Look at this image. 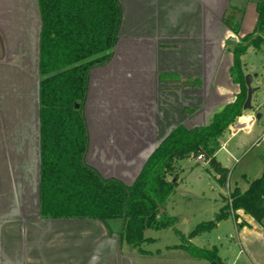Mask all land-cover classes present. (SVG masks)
Listing matches in <instances>:
<instances>
[{"label": "crops", "instance_id": "obj_1", "mask_svg": "<svg viewBox=\"0 0 264 264\" xmlns=\"http://www.w3.org/2000/svg\"><path fill=\"white\" fill-rule=\"evenodd\" d=\"M119 2L118 42L110 59L89 74L85 161L104 179L132 186L178 127L206 126L223 105L235 101L240 86L231 74L234 50L250 34L240 35L244 14L236 0ZM41 25L38 0H0V109L7 115V120L0 117V264H211L176 249L181 241L159 247L155 238L145 237L153 241L135 248L122 241L120 220L107 227L100 221L41 215ZM251 48L241 57L245 77L244 57ZM251 76L253 109L237 120L234 132L228 131L255 133L244 152L264 141V74ZM218 153L215 149L222 165ZM259 157L263 173L264 157ZM229 177L222 196L228 200ZM244 178L234 181L243 192L250 182ZM224 205L222 200L219 210ZM205 235L220 242L221 247L209 242L206 248H216L222 264H264V220L259 224L242 211L232 212Z\"/></svg>", "mask_w": 264, "mask_h": 264}, {"label": "trees", "instance_id": "obj_2", "mask_svg": "<svg viewBox=\"0 0 264 264\" xmlns=\"http://www.w3.org/2000/svg\"><path fill=\"white\" fill-rule=\"evenodd\" d=\"M40 32V203L41 215L50 219H87L123 222L121 239L135 248L153 240L145 230L174 229L181 244L176 247L193 257L222 264L216 248H201L192 240L212 232L231 213L242 211L257 223L264 220V171L248 182L246 191L230 189L229 200L215 217L199 224L189 234L175 228L177 219L165 206L174 195L179 161L197 160L202 155L222 187L229 171L215 157L212 142L222 138L244 115L247 86L241 57L249 47L260 51L264 39V0L258 3V22L234 50L231 74L241 86L236 100L218 110L209 125L198 131L177 128L152 153L132 186L116 179H104L90 167L85 156L89 136L83 113L90 71L104 65L119 38L122 11L119 0H38ZM78 104L79 109L75 108ZM163 210V211H162Z\"/></svg>", "mask_w": 264, "mask_h": 264}, {"label": "rangeland", "instance_id": "obj_3", "mask_svg": "<svg viewBox=\"0 0 264 264\" xmlns=\"http://www.w3.org/2000/svg\"><path fill=\"white\" fill-rule=\"evenodd\" d=\"M249 1L252 2L250 3ZM257 1L258 0H246V1L241 0L237 2L236 0V2L239 3L238 5L244 14L242 17V29L240 31L241 36L251 34L255 26L257 25L258 13L256 14L255 11V3H257ZM261 1L262 0H259V2ZM255 14H256V20L254 22ZM250 18H251V24H253L251 26L249 24ZM258 36L264 39V28L263 31L258 33ZM261 49L264 50V45L262 46ZM244 64H245L244 68L246 69L245 70L246 76L251 75V73L254 71H257V73L264 74V52H257L255 49L251 48L244 57ZM44 78L45 77L41 75L40 82ZM238 85L240 86V84ZM240 93H241V86H240ZM238 95H236V98ZM39 105H40V100H39ZM226 105H223L222 108ZM247 112L248 111L244 113ZM0 117L2 121L4 119L7 120V115H5V113L1 109H0ZM210 123H208L207 125H209ZM236 123L237 121L229 128V130L232 129L231 133L234 132ZM206 126H201V127H206ZM198 129L195 128L191 130L198 131ZM4 130L6 131L7 129L4 127ZM254 134H255L254 132H251V134L248 135L246 130L240 131L237 135H232L228 133V135H226L221 142H217V143L213 142V146L216 149V152H219L218 155L220 158V162L223 163L222 165L224 166V168L226 167V165L228 168L231 166L228 169L229 175L230 177H232L231 186H234V181L236 177H239L240 180H244L245 179L244 177H247L248 180L252 182L258 179L262 174L261 169L263 168L261 167L263 165L262 164L263 162L261 160L262 158H260L259 156L264 157V152H263L264 141L258 147L255 148L251 147L249 150L244 152L247 149V146L245 147L247 143V139L250 140L254 136ZM2 136H3V127L0 132V137L2 138ZM3 140L1 139L2 142L1 145H4L3 143L7 144V142H4ZM224 145H225V149L222 150L221 146ZM2 153L4 154L6 152H2ZM233 159H238V161L236 163H233ZM176 168H178L180 172L178 184L174 195L171 197V199L165 206L166 209L165 211L169 216L175 217L177 219V223L175 225L176 229H178L184 234H189L199 224L211 221L215 217V215L219 212V207L222 202V196H226L227 194V189L225 187H222L218 183L215 177L216 174L209 167V163L205 161V159H203L202 161L195 159H185L179 161L177 163ZM3 191L4 190H2V195H3ZM226 231L227 230L222 231V233H226ZM222 233H220V236H222ZM229 235H231V239H229V242L235 244L234 240L232 239L233 237L235 238L234 234H229ZM144 236L155 238L159 243L158 245H160L159 247L171 246L176 242L180 241L174 229L171 228H167L165 230H160V231L147 229L145 230ZM208 236L209 235L204 236V234H202L199 237L194 238L192 240L193 244H195L198 247L204 248V247H208V245H210L209 242H211V245L216 244L218 247H221L220 242H217L216 238L213 239L211 238V240H209ZM222 244L224 245V247H226L225 242H222ZM224 250L225 249L222 250V253ZM241 259L242 258L240 257L239 260Z\"/></svg>", "mask_w": 264, "mask_h": 264}, {"label": "water", "instance_id": "obj_4", "mask_svg": "<svg viewBox=\"0 0 264 264\" xmlns=\"http://www.w3.org/2000/svg\"><path fill=\"white\" fill-rule=\"evenodd\" d=\"M252 81H253V77L251 75L246 76L245 77V84L247 86V99L246 102L244 104V111H252V98H253V94L255 93L256 89L252 87ZM79 105L76 104L75 108L79 109ZM211 264H218L216 262H213Z\"/></svg>", "mask_w": 264, "mask_h": 264}, {"label": "built area", "instance_id": "obj_5", "mask_svg": "<svg viewBox=\"0 0 264 264\" xmlns=\"http://www.w3.org/2000/svg\"><path fill=\"white\" fill-rule=\"evenodd\" d=\"M203 159H204V157L202 155H199L197 158V160H200V161H202Z\"/></svg>", "mask_w": 264, "mask_h": 264}]
</instances>
